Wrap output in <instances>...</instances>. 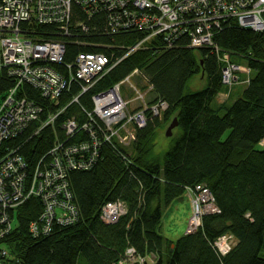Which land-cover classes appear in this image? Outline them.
Masks as SVG:
<instances>
[{
	"label": "trees",
	"instance_id": "obj_1",
	"mask_svg": "<svg viewBox=\"0 0 264 264\" xmlns=\"http://www.w3.org/2000/svg\"><path fill=\"white\" fill-rule=\"evenodd\" d=\"M72 13L73 18H85L75 4ZM105 21L104 14L99 13L86 23L97 32L106 27ZM54 28L40 24L32 32L54 38L50 35ZM93 34L91 40L116 47L99 49L107 55L113 51L114 56H120L125 47L143 36L134 30L108 36ZM212 38L231 61L245 65L250 72L248 82L232 101H215L225 90L221 63L212 48L189 47L187 36L177 38L171 46L153 39L116 63L78 97V102L67 105L55 119L54 128L46 127L24 141L27 130L0 145L1 156L6 146L24 142L17 153L24 157L30 172L53 145L55 135L63 137L60 124L65 118L86 120L83 108L91 110L90 96L109 88L135 68L152 86L148 103L163 100L167 104L159 116L136 129L130 145H104L89 170L67 171L66 183L77 211L74 223L54 225L48 234L38 237L28 226L41 212L39 198L30 197L10 211L13 225L2 238L9 254L8 264H121L127 247L153 258V264H264V31L228 20ZM66 42L63 61L52 66L62 74L66 73L63 65L73 62L77 52L97 50ZM196 75L203 84L192 89L188 84ZM12 85L13 79L5 68H0V93ZM18 90L44 110L54 111L70 102L79 89L71 85L59 97L57 106L27 83ZM173 117L178 122L175 131L165 151L156 154L160 119L170 123ZM86 136L79 132L69 143ZM200 183L209 189L218 212L203 214L199 226L177 240L162 235L158 231L162 209L187 187ZM115 200L125 203L126 213L116 222L104 223L99 212L106 201ZM224 234H231L235 243L222 255L214 242Z\"/></svg>",
	"mask_w": 264,
	"mask_h": 264
},
{
	"label": "built area",
	"instance_id": "obj_2",
	"mask_svg": "<svg viewBox=\"0 0 264 264\" xmlns=\"http://www.w3.org/2000/svg\"><path fill=\"white\" fill-rule=\"evenodd\" d=\"M73 4L85 18H73ZM99 13L104 14L106 27L96 32L86 21ZM228 20L253 31H264V0H0V68H5L13 79V85L0 93V145L27 130L24 141L46 127L54 128L55 119L67 105L78 102V97L95 86L116 63L153 39L171 46L177 38L187 36L189 47L212 48L221 63V81L228 95L237 80L236 74L243 68L214 45L212 38L215 30ZM40 24L54 25L50 34L54 38L33 34V28ZM129 30L143 36L125 47L120 56L99 50L116 48L111 43L90 39L93 33L108 36ZM68 40L97 50L77 52L73 62L63 65L66 73L62 74L52 66L63 61L64 44ZM245 70L249 73L248 68ZM137 77L142 85L137 84ZM130 80L133 82L130 88L136 94L125 100L120 94H125L129 87L122 90L123 84ZM24 83L39 90L42 98L56 106L61 94L68 92L71 85H77L79 90L66 105L46 111L19 94L18 89ZM151 88L146 75L135 68L109 88L90 96L91 110L83 108L86 120L65 118L60 124L63 137L55 135L53 145L30 172L24 157L17 153L24 142L4 148L0 156V264H8L9 254L2 238L13 225L10 211L30 197L39 198L42 205L41 212L28 226L33 236L48 234L54 225L66 226L76 221L77 211L66 183L67 171L89 170L99 159L104 145H130L136 129L144 127L151 117L159 116L167 107L163 100L148 103ZM133 100L139 104L131 107L128 104ZM79 132H85L86 138L69 143ZM186 192L192 209L186 229L190 232L199 226L203 214L218 212V207L205 184L187 187ZM99 213L104 223L116 222L126 213V205L121 200L106 201ZM234 243L231 234H224L214 245L223 255ZM135 252L133 247H127L120 263L147 264L149 257Z\"/></svg>",
	"mask_w": 264,
	"mask_h": 264
},
{
	"label": "rangeland",
	"instance_id": "obj_3",
	"mask_svg": "<svg viewBox=\"0 0 264 264\" xmlns=\"http://www.w3.org/2000/svg\"><path fill=\"white\" fill-rule=\"evenodd\" d=\"M242 71L238 72L237 75V80L232 84L231 89H229L230 93L233 90V87H236L235 90L236 91H240L244 86H245V78L246 76L250 73H248L245 70V65H241ZM245 67V68H244ZM138 78V77H137ZM134 83L136 84V81H134ZM141 83H143L142 81H140V78L137 79V84L142 85ZM133 84L132 80H130V82L124 83L122 90H124V87H129L128 89H126L125 94L122 92H120L122 95V97L125 100H128L129 98H132L135 96L136 92L131 90V85ZM203 84V82L201 81V79L199 78V75H196L192 78V80H190V83L188 84L190 88L192 89H196L199 88L201 85ZM130 90V91H128ZM239 93L234 92L230 101L233 100L234 98L237 97ZM127 95V97L125 96ZM139 103L135 100H133L131 102V104H128L129 106L131 105V107L137 106ZM130 107V108H131ZM160 122H162L160 124V126L158 127V133H157V138H156V146H155V152L156 154H162L165 149L167 148V145L169 144V140L171 136H166L165 135V131L167 128V124L168 123H164L162 121V119H160ZM175 131V129L173 130V132ZM190 196L188 195L187 192H184L181 196L175 198L168 207H166L165 209H162V218L160 221V225H159V232L164 235L165 237L168 238H172V239H176L178 237H180L182 234H184V232H186L187 228H188V224H189V218L191 216L192 213V209H191V204H190ZM154 261L153 258H148V261L146 262L147 264H153L152 262Z\"/></svg>",
	"mask_w": 264,
	"mask_h": 264
},
{
	"label": "crops",
	"instance_id": "obj_4",
	"mask_svg": "<svg viewBox=\"0 0 264 264\" xmlns=\"http://www.w3.org/2000/svg\"><path fill=\"white\" fill-rule=\"evenodd\" d=\"M235 88H236V87H233V90L231 91V93H230L229 95H227L226 92L222 90V91L217 95L215 101H216L217 103H219V102H224V101H230V99H231V97H232V95H233L234 92L239 93V92L243 89V88H242L240 91H236ZM231 101H232V100H231ZM184 233H186V232H184ZM170 239H172V238H170ZM173 240H174V239H173Z\"/></svg>",
	"mask_w": 264,
	"mask_h": 264
},
{
	"label": "water",
	"instance_id": "obj_5",
	"mask_svg": "<svg viewBox=\"0 0 264 264\" xmlns=\"http://www.w3.org/2000/svg\"><path fill=\"white\" fill-rule=\"evenodd\" d=\"M177 124H178L177 118L173 117V119L170 121V123L167 124L168 126L166 128L165 135L166 136H171L172 130L177 126Z\"/></svg>",
	"mask_w": 264,
	"mask_h": 264
}]
</instances>
